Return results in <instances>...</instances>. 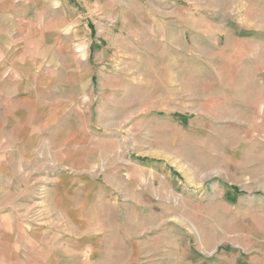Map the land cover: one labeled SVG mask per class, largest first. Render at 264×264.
<instances>
[{
    "label": "rangeland",
    "instance_id": "obj_1",
    "mask_svg": "<svg viewBox=\"0 0 264 264\" xmlns=\"http://www.w3.org/2000/svg\"><path fill=\"white\" fill-rule=\"evenodd\" d=\"M56 22L46 88L0 111L7 263L264 264V0Z\"/></svg>",
    "mask_w": 264,
    "mask_h": 264
},
{
    "label": "crops",
    "instance_id": "obj_2",
    "mask_svg": "<svg viewBox=\"0 0 264 264\" xmlns=\"http://www.w3.org/2000/svg\"><path fill=\"white\" fill-rule=\"evenodd\" d=\"M116 1L0 0V111L16 112L19 109L14 106L24 103L26 95L46 88L41 87V63L49 62V55L56 49L54 38L61 34L56 22L58 12L73 14L82 9L87 16L106 14ZM4 139L1 135L0 141ZM26 228L10 211L0 210V264H26L21 258L7 263L5 255L10 244L1 241L2 233L13 239L30 234Z\"/></svg>",
    "mask_w": 264,
    "mask_h": 264
}]
</instances>
